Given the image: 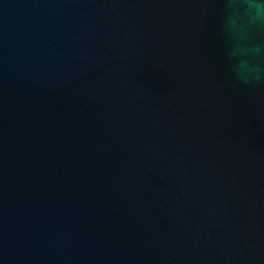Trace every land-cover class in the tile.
<instances>
[{
    "label": "water",
    "instance_id": "1",
    "mask_svg": "<svg viewBox=\"0 0 264 264\" xmlns=\"http://www.w3.org/2000/svg\"><path fill=\"white\" fill-rule=\"evenodd\" d=\"M0 264H264V0H0Z\"/></svg>",
    "mask_w": 264,
    "mask_h": 264
}]
</instances>
